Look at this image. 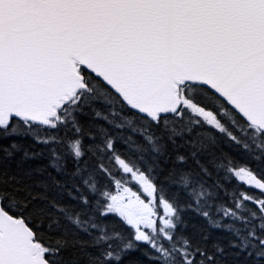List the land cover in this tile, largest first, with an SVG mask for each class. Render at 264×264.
I'll list each match as a JSON object with an SVG mask.
<instances>
[{
	"label": "snow or ice",
	"instance_id": "snow-or-ice-1",
	"mask_svg": "<svg viewBox=\"0 0 264 264\" xmlns=\"http://www.w3.org/2000/svg\"><path fill=\"white\" fill-rule=\"evenodd\" d=\"M0 264H264V0H0Z\"/></svg>",
	"mask_w": 264,
	"mask_h": 264
}]
</instances>
